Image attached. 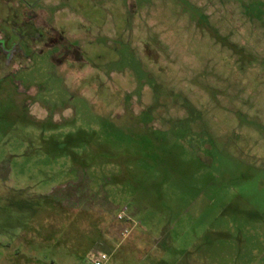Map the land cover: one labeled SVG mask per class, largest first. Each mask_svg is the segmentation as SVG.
<instances>
[{
	"label": "rangeland",
	"instance_id": "374dc122",
	"mask_svg": "<svg viewBox=\"0 0 264 264\" xmlns=\"http://www.w3.org/2000/svg\"><path fill=\"white\" fill-rule=\"evenodd\" d=\"M7 22L32 35L0 59V264H264V0H0Z\"/></svg>",
	"mask_w": 264,
	"mask_h": 264
},
{
	"label": "flooded vegetation",
	"instance_id": "af4514ba",
	"mask_svg": "<svg viewBox=\"0 0 264 264\" xmlns=\"http://www.w3.org/2000/svg\"><path fill=\"white\" fill-rule=\"evenodd\" d=\"M1 32L4 36L0 41V59L1 57H5L6 64H8L11 60L15 58L17 53L22 51V49H17V44L16 42H14L13 38L22 39L28 42L31 32L27 29L26 31L24 30L22 33H20L19 31H17L12 22H7L3 29H1ZM37 35L38 38L40 37L41 41H43L42 43L46 42L44 33L39 34V32H37ZM22 55L25 56V53H23Z\"/></svg>",
	"mask_w": 264,
	"mask_h": 264
},
{
	"label": "built area",
	"instance_id": "2783aa9c",
	"mask_svg": "<svg viewBox=\"0 0 264 264\" xmlns=\"http://www.w3.org/2000/svg\"><path fill=\"white\" fill-rule=\"evenodd\" d=\"M118 219L120 221H124L125 223H130L132 219L127 215L126 208L122 210L119 215ZM130 234V229L127 227L123 235L128 236ZM110 260V255L101 250H93L87 255V263L86 264H107Z\"/></svg>",
	"mask_w": 264,
	"mask_h": 264
},
{
	"label": "crops",
	"instance_id": "0c3cea01",
	"mask_svg": "<svg viewBox=\"0 0 264 264\" xmlns=\"http://www.w3.org/2000/svg\"><path fill=\"white\" fill-rule=\"evenodd\" d=\"M32 12H35V11L32 9ZM34 16H35V13H34ZM33 21H34V20H33ZM37 25H38V24H35V23H34V28L38 27Z\"/></svg>",
	"mask_w": 264,
	"mask_h": 264
}]
</instances>
